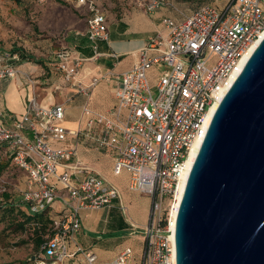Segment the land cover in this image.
I'll list each match as a JSON object with an SVG mask.
<instances>
[{"label":"built area","instance_id":"2783aa9c","mask_svg":"<svg viewBox=\"0 0 264 264\" xmlns=\"http://www.w3.org/2000/svg\"><path fill=\"white\" fill-rule=\"evenodd\" d=\"M78 5L90 12L86 37L93 52L90 60L95 61L100 42L108 39L107 16L94 0H79ZM138 7L156 13L172 4L138 0ZM162 24L167 37H151L132 67L111 77L115 97L111 110L94 109L88 87L80 86L78 92L87 103L78 129L64 126L63 104L43 107L32 97L20 117L0 112V147L24 174L23 202L31 213L47 211L51 218L53 234L29 264L134 260L132 247L101 262L93 248L76 242L83 211L112 207L121 199L119 189L79 157L78 147L85 144L112 151L114 173L129 172L130 190L152 198L149 220L142 228L140 264H176L177 195L183 187L185 191L193 167L191 153L203 143L212 108L224 98L241 61L264 34V0H232L224 8L206 3L178 20L165 17ZM57 56L66 63L62 68L68 78L76 79L80 63L68 66L71 51ZM16 70L1 67L0 79L14 78ZM153 70L154 85L149 78ZM93 79L91 86L96 87L99 78ZM68 136L76 143L70 149L53 148L48 141H66Z\"/></svg>","mask_w":264,"mask_h":264},{"label":"water","instance_id":"95a60500","mask_svg":"<svg viewBox=\"0 0 264 264\" xmlns=\"http://www.w3.org/2000/svg\"><path fill=\"white\" fill-rule=\"evenodd\" d=\"M175 244L176 264H264V37L212 117Z\"/></svg>","mask_w":264,"mask_h":264},{"label":"rangeland","instance_id":"374dc122","mask_svg":"<svg viewBox=\"0 0 264 264\" xmlns=\"http://www.w3.org/2000/svg\"><path fill=\"white\" fill-rule=\"evenodd\" d=\"M94 1L97 7L104 10H111L108 6L111 2L119 4V0ZM231 1L170 0L172 4L170 10L175 11L180 19L202 4L211 3L224 8ZM78 2L79 0H0V68L9 65L17 69L14 78L0 79V85L3 86L12 81L20 82L22 89L27 90V97L34 98L38 103L43 104V107H48L53 103L64 104L71 96L80 91V86L88 87L90 91L88 98L91 99L92 91L95 88L91 86L93 77L99 78V82H101L99 87L106 89L110 86L107 84L108 79L105 75L102 74L105 78L101 80L100 76L95 75L90 68V64L93 63V60H90L91 57L79 56L75 53L77 48L72 49L63 45L66 44L64 36L72 22L69 15L74 16L69 8L76 10L75 7H77L76 11L84 14V6L79 5L78 7ZM74 17L80 23L76 24V27H81L86 34L87 23L84 20L80 21L77 16ZM81 17L84 16L81 15ZM173 19L178 20V18ZM15 47L22 49L25 55L43 61V64H37L32 60L21 61V59L9 61L8 54ZM51 50L52 52H49ZM66 50L71 51L68 66L74 67L77 62L80 63L77 75H75L76 79L68 78L67 71L62 68L65 62L62 63L57 56ZM86 68L89 69V72L84 73ZM154 72L155 70L149 73L152 85L156 82L153 78ZM113 86L114 84L108 87V90L106 89L108 97L113 94ZM48 141L56 149H70L76 145L75 140L69 136L66 141H51L49 139ZM78 152L79 157L89 165L95 161L100 162L97 166L121 191L124 205L128 209V217L141 227L147 224L152 198L147 194L129 190L131 180L129 172L123 171L118 175L114 173L112 151L91 149L88 144H85L78 147ZM95 154H99L100 159H97L98 156ZM7 157L8 153L4 149H0V158L4 160ZM25 187L24 174L14 166L0 177V264H25L26 261L33 259L39 253L36 248L37 234L34 230L38 229L37 222L40 223L41 220L25 222L27 214L24 210L22 197ZM42 233L47 235V229ZM133 237L137 241L127 242V244H131L134 249L140 251L143 247V235L137 234ZM96 253L99 256L101 254L99 250Z\"/></svg>","mask_w":264,"mask_h":264},{"label":"crops","instance_id":"0c3cea01","mask_svg":"<svg viewBox=\"0 0 264 264\" xmlns=\"http://www.w3.org/2000/svg\"><path fill=\"white\" fill-rule=\"evenodd\" d=\"M77 6L79 7L78 4ZM108 6L111 10L100 8L107 16L108 39L100 42L98 51L100 55L95 61L93 60L90 68L95 75H105L108 79L107 84L112 86L114 82L111 77L130 69L137 59L139 50L147 45L151 37L157 35H161L164 38L167 37L168 29L162 24V19L165 17L179 19V16H177L175 11L170 10V8L161 9L156 13H147L138 7V0H119V4L118 2H111ZM83 8L84 14H81L79 11L77 12V7H75L76 10L71 8L69 10L80 21L84 20L87 23V18L90 16L89 9L86 6ZM81 15L84 17L82 18ZM74 16L69 15L72 18V22L70 24L71 27H68L67 33L64 36L66 44L63 45L72 49L78 48L79 45L81 49L78 50V48L75 53L79 56L89 57L83 54L86 51V47L81 45V42L87 39L86 34L81 27H76V24L80 23L77 22L78 20ZM49 52H52V50ZM13 83H16L19 88L15 92H10ZM100 84L101 82L92 91L90 105L102 113H107L115 105L114 86L113 94H110L111 97H108L107 90L110 86L106 87V90L103 87H99ZM28 100L27 90L25 88L22 89L20 82L12 81L11 83H5L3 86L0 85V112L20 117L25 111ZM68 101L69 103H67ZM68 101H65L64 104L62 103L66 109L64 126L69 130H76L82 125L83 107L87 103V98L85 95L77 92ZM54 104L57 103L51 105ZM41 105L43 106V104ZM98 155L95 154V156ZM97 159H100V156ZM99 163V161H95L91 165L89 163L86 164L112 183L97 166ZM57 206H60V204H57ZM127 214L128 209L124 205L122 193L121 199L117 200L112 207L83 211L82 231L77 236L76 242L85 248L92 247L95 252L99 250L101 254L99 256L97 253V255L101 262H110L123 249L132 247L134 251L132 264H140L142 248L140 251L136 250L134 246L127 244V242L135 241L136 239L133 236L137 234L142 235V227L146 224L142 227L139 226Z\"/></svg>","mask_w":264,"mask_h":264},{"label":"trees","instance_id":"16d2710c","mask_svg":"<svg viewBox=\"0 0 264 264\" xmlns=\"http://www.w3.org/2000/svg\"><path fill=\"white\" fill-rule=\"evenodd\" d=\"M63 4H65L64 2H62ZM203 5V4H202ZM81 45L86 47V51L83 53L86 56L92 57L93 53L92 50L90 48V44L88 39H84L81 42ZM79 48V49H78ZM78 50L81 49V46L78 45ZM9 56V61H19L21 59V61H34L37 64H43V61L41 60H37L35 57L32 56H27L23 53L22 49L20 48H13V50L11 51V53L8 54ZM14 55H17V58H13ZM0 149H4V147H0ZM5 150V149H4ZM6 152V151H5ZM3 158V157H2ZM13 168L12 162H11V158L8 155L7 159H1L0 158V177H2V175L7 172L8 169ZM24 210L26 211V221L25 222H29L31 223L32 221H39L41 220V222H37V228H35V233L37 234V240H36V248L38 249V252H40L41 250V246L52 236V227H51V218L48 214L47 211L41 212V213H31L28 209V207L24 204ZM47 229L48 234L47 235H43L42 231H45ZM87 248H92V247H87ZM32 261V259H29L28 261H26L25 264H29Z\"/></svg>","mask_w":264,"mask_h":264},{"label":"bare ground","instance_id":"6f19581e","mask_svg":"<svg viewBox=\"0 0 264 264\" xmlns=\"http://www.w3.org/2000/svg\"><path fill=\"white\" fill-rule=\"evenodd\" d=\"M264 37V34L262 35L261 39ZM260 41L256 42L255 45L253 46V48L250 50V52L243 58V60L241 61V64L238 68V70L235 72L234 76H233V80L238 76V74L240 73V71L242 70V68L244 67L245 63L247 62L248 58L250 57V55L252 54V52L255 50V48L258 46ZM89 69L86 68L84 70V73L86 72H89L88 71ZM19 86L16 84V83H13L12 84V89L10 92H15L16 90H18ZM10 92H9V95H10ZM219 106V102L216 103V105L212 108L211 112H210V115H209V122L211 121L215 111L217 110ZM200 146H201V142H199L192 150V153H191V158L189 160V166L191 167L196 159V156L198 154V151L200 149ZM183 193H184V187L181 189L180 193L177 195V207H179L180 205V202L182 200V197H183Z\"/></svg>","mask_w":264,"mask_h":264}]
</instances>
